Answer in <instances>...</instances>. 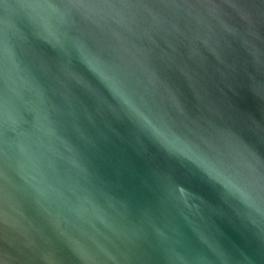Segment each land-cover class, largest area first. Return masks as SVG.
Instances as JSON below:
<instances>
[{"label":"water","instance_id":"obj_1","mask_svg":"<svg viewBox=\"0 0 264 264\" xmlns=\"http://www.w3.org/2000/svg\"><path fill=\"white\" fill-rule=\"evenodd\" d=\"M0 264H264V0H0Z\"/></svg>","mask_w":264,"mask_h":264}]
</instances>
